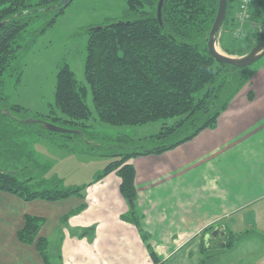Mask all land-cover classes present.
Wrapping results in <instances>:
<instances>
[{
  "label": "trees",
  "instance_id": "trees-1",
  "mask_svg": "<svg viewBox=\"0 0 264 264\" xmlns=\"http://www.w3.org/2000/svg\"><path fill=\"white\" fill-rule=\"evenodd\" d=\"M159 1L129 0L128 19L88 29L85 75L101 121L125 125L176 118L172 125L163 124L157 140L163 141L172 135L181 137L157 147L121 154L90 184L60 187L61 180L53 186H46V179L39 181L46 173V166L38 159L33 142L46 138V133H55L46 131L44 121L47 117L61 118L40 113L30 115L26 107L10 104L2 88L5 73L14 68L21 51L33 44L39 33L52 26L64 8L60 6L61 0H0V22L7 20L0 29V191L14 193L27 201L81 197L83 204L62 217V222L68 225L70 215L87 207L86 188L116 172L122 179L120 189L128 204V211L121 218L138 228L153 262L164 264L149 243L150 235L142 227L136 206V170L130 160L174 149L203 130L215 128L221 114L258 69L254 68L256 63L246 67L223 64L210 54L208 38L219 0H165L161 19ZM234 1L228 0L223 28L231 27L234 22L231 15ZM146 4L149 5L147 10L143 8ZM22 11L25 12L18 14ZM252 12L255 16L264 14L262 9ZM41 18L43 24L38 31L34 24ZM30 33L32 38L24 41ZM261 40L263 38L244 46L242 41L235 39V48L221 47L231 55H243ZM85 99L86 87L79 83L68 65L61 67L56 82L57 106L67 116L65 121L70 127L81 130L83 135L89 126L87 120L93 114ZM249 99H253L251 92ZM31 117L39 121L30 122ZM68 136L81 138L77 133ZM44 221L40 216L26 215L18 238L23 243L35 244L45 263L50 264V241L40 236ZM90 232L93 234L95 227L85 229L82 236ZM249 234H240L237 240ZM234 237L225 241L223 247L231 248L237 242ZM202 264H205L204 259Z\"/></svg>",
  "mask_w": 264,
  "mask_h": 264
},
{
  "label": "crops",
  "instance_id": "crops-1",
  "mask_svg": "<svg viewBox=\"0 0 264 264\" xmlns=\"http://www.w3.org/2000/svg\"><path fill=\"white\" fill-rule=\"evenodd\" d=\"M130 163L142 227L164 264H202L204 248L223 246L235 235L231 217L252 206L256 234L249 237L264 233V71L234 97L215 128ZM121 183L112 172L88 186L87 207L70 215L68 226L62 217L83 204L81 197L27 201L0 191V264H46L35 244L18 238L26 215L45 219L40 236L50 241V264H155L138 228L121 218L128 211ZM89 227L95 232L82 236ZM220 227L225 235L210 236Z\"/></svg>",
  "mask_w": 264,
  "mask_h": 264
},
{
  "label": "rangeland",
  "instance_id": "rangeland-1",
  "mask_svg": "<svg viewBox=\"0 0 264 264\" xmlns=\"http://www.w3.org/2000/svg\"><path fill=\"white\" fill-rule=\"evenodd\" d=\"M128 7L129 0H73L51 27L39 33L33 44L21 51L18 60L14 61V68H9L5 73L2 91L10 104L26 107L30 115L40 113L59 116V120L47 117L46 121L64 128L71 127L65 121L67 116L56 102L57 74L61 67L68 65L79 83L86 87L85 100L93 114L87 120L89 126L85 135L73 138L68 136L70 133H46V138L33 142L38 159L46 166V173L39 180L46 179V186H53L59 180L63 184L60 187L90 184L111 162L119 159L121 154L157 147L181 137L172 135L163 141L157 140L163 124L172 125L176 118L125 125L103 122L98 118L91 86L85 75L89 41L87 30L101 24L128 19ZM143 8L147 10L149 5L146 4ZM251 9H262L264 12V2L253 0L249 14L244 18H240L239 14L240 0L232 3L231 15L234 22L231 27H222L219 35L218 47L222 51V45L235 48V39H239L237 42L242 41L245 46L264 38V32L257 30L255 26L264 23V14L255 16ZM42 24L43 18L34 24V29L40 31ZM239 31L244 32V35H237ZM32 35H27L29 37L24 41H29ZM255 63V69L264 71V57ZM261 207L264 214V204ZM230 223L234 224V240L240 234H251L254 229L252 230L253 225L250 224L256 223L255 207L236 213L231 217ZM246 223L249 224L248 227ZM257 232L258 235H247L243 240H237L238 243L230 249L215 244L204 248V263L264 264V233Z\"/></svg>",
  "mask_w": 264,
  "mask_h": 264
},
{
  "label": "water",
  "instance_id": "water-1",
  "mask_svg": "<svg viewBox=\"0 0 264 264\" xmlns=\"http://www.w3.org/2000/svg\"><path fill=\"white\" fill-rule=\"evenodd\" d=\"M73 0H61L60 6L62 8L67 7ZM165 0H160L158 4V16L161 19V11L164 5ZM227 9H228V0H219V8L217 12V16L215 22L211 28L210 35L208 38V50L210 54L220 63L232 65L235 67H246L254 64L258 60L264 57V39L256 43V45L251 49L250 52L243 55H231L225 53L218 47V40L220 31L225 23L227 17ZM25 11H22L18 14H23ZM7 23V20L0 22V29ZM99 28V27H97ZM11 117L14 115L5 111ZM30 122H38V119L30 118ZM44 127L53 132H61V133H77L83 137V133L79 129L74 128H64L58 126L52 122L44 121ZM224 227L215 228V230L210 234V236L217 237L220 233L221 236L225 235L224 231H222Z\"/></svg>",
  "mask_w": 264,
  "mask_h": 264
},
{
  "label": "built area",
  "instance_id": "built-area-1",
  "mask_svg": "<svg viewBox=\"0 0 264 264\" xmlns=\"http://www.w3.org/2000/svg\"><path fill=\"white\" fill-rule=\"evenodd\" d=\"M253 0H240V10L239 14H240V18H244L245 15L249 14V10L251 8ZM257 30H261L262 32H264V23L262 24H257L255 25ZM237 35H244V32L239 31L237 32Z\"/></svg>",
  "mask_w": 264,
  "mask_h": 264
}]
</instances>
